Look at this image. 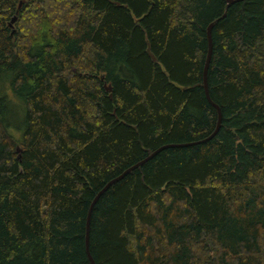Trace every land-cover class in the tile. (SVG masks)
Returning a JSON list of instances; mask_svg holds the SVG:
<instances>
[{
  "label": "trees",
  "instance_id": "obj_1",
  "mask_svg": "<svg viewBox=\"0 0 264 264\" xmlns=\"http://www.w3.org/2000/svg\"><path fill=\"white\" fill-rule=\"evenodd\" d=\"M211 24L217 135L113 184L89 250L264 264V0H0V264H91L104 186L216 131Z\"/></svg>",
  "mask_w": 264,
  "mask_h": 264
},
{
  "label": "water",
  "instance_id": "obj_2",
  "mask_svg": "<svg viewBox=\"0 0 264 264\" xmlns=\"http://www.w3.org/2000/svg\"><path fill=\"white\" fill-rule=\"evenodd\" d=\"M243 0H227V7H229L230 5L236 3V2H241ZM21 6V5H20ZM16 22V18H14L11 22V24L9 25V27H13V24ZM213 25L211 24L208 28V33H207V39H208V55H207V60H206V64H205V68H204V88H205V94L206 97L208 99V101L210 102V104L217 110L218 113V124H217V128L216 131L206 140L201 141V142H197V143H193V144H187V145H168V146H164L161 147L160 149H158L157 151L153 152L148 158H146L145 160L141 161L140 163L136 164L135 166L129 168L128 170H126L121 176H119L118 178L110 181L106 186H104V188L96 195V197L94 198L90 208H89V212H88V219H87V234H86V253L87 256L89 258V261L91 264H95L92 255L90 253L89 250V229H90V217H91V213L93 210V207L96 203V201L98 200V198L100 196H102L111 186H113V184L117 183L118 181L122 180L125 176H127L129 173H131L132 171H134L135 169H137L138 167H140L142 164L146 163L147 161H149L150 159H152L154 156H156L159 152L165 150V149H169V148H177V147H186V146H190V145H197V144H202L204 142H207L211 139H213L221 126V122H222V114L220 111V108L214 104L210 97H209V92H208V85H207V72H208V68H209V64L211 61V57H212V35H211V30H212ZM106 90L108 92H111V89L109 87L106 88Z\"/></svg>",
  "mask_w": 264,
  "mask_h": 264
},
{
  "label": "rangeland",
  "instance_id": "obj_3",
  "mask_svg": "<svg viewBox=\"0 0 264 264\" xmlns=\"http://www.w3.org/2000/svg\"><path fill=\"white\" fill-rule=\"evenodd\" d=\"M74 72H76V70H74ZM11 133L15 137V139H19V136L15 135L13 132H11Z\"/></svg>",
  "mask_w": 264,
  "mask_h": 264
}]
</instances>
